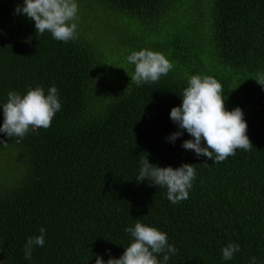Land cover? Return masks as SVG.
I'll return each mask as SVG.
<instances>
[{
    "label": "trees",
    "instance_id": "obj_1",
    "mask_svg": "<svg viewBox=\"0 0 264 264\" xmlns=\"http://www.w3.org/2000/svg\"><path fill=\"white\" fill-rule=\"evenodd\" d=\"M76 2L77 38L65 43L14 13L24 0H0V106L10 91L53 86L61 104L47 130L0 133V264H107L132 242L124 230L136 220L167 234L177 249L167 264H264V0ZM103 34L108 45L96 43ZM143 49L173 64L168 75L114 82L118 72L131 77L127 56ZM193 75L215 78L226 110H242L250 150L213 164L181 147L186 131L167 140L180 131L170 112ZM145 157L160 168L193 165L188 199L173 205L166 188L139 183ZM41 227L45 244L26 260ZM230 243L240 251L226 261Z\"/></svg>",
    "mask_w": 264,
    "mask_h": 264
},
{
    "label": "clouds",
    "instance_id": "obj_2",
    "mask_svg": "<svg viewBox=\"0 0 264 264\" xmlns=\"http://www.w3.org/2000/svg\"><path fill=\"white\" fill-rule=\"evenodd\" d=\"M15 14H22L30 21H34L37 35L45 32L60 42H69L77 38L78 4L76 0H24L23 7L17 6ZM127 62L134 65V72L130 77L131 83H156L162 76H167L173 64L159 52L143 49L133 51L127 56ZM256 82L264 86V74L258 75ZM223 86L211 76L193 75L188 80V86L182 93V104L173 107L170 112L171 121L180 131L171 134L167 140L175 142L186 131L192 139L183 142L184 150L193 151L197 158L207 157L215 163L225 161L233 156L237 149L248 151L252 148L247 136V123L242 110L237 107L232 111L225 108ZM3 125L0 133L8 139H23L30 128L47 130L61 104L58 89L53 86L45 95L44 89L29 88L27 94L10 91L7 102L2 106ZM0 145L7 147V142L0 140ZM141 168L137 180H148L150 186L167 189L166 198L173 204L188 199L189 190L196 177L193 165L183 164L177 169L172 167L160 168L151 165L147 157L141 159ZM150 214V211H149ZM132 242L125 248L119 259L110 258L107 264H167L171 255L177 249L168 243L167 234L149 227L136 220L134 227L124 230ZM40 235L29 236L24 245V259H32L33 246L43 247L46 229H39ZM240 251L238 244H228L222 249L224 260H231ZM163 255V262L158 255ZM96 264H105L97 256ZM252 264L256 258L252 257Z\"/></svg>",
    "mask_w": 264,
    "mask_h": 264
},
{
    "label": "rangeland",
    "instance_id": "obj_3",
    "mask_svg": "<svg viewBox=\"0 0 264 264\" xmlns=\"http://www.w3.org/2000/svg\"><path fill=\"white\" fill-rule=\"evenodd\" d=\"M106 34H103V35H99V36H97V41H96V43L97 44H99V45H108V43H109V41L107 40V38H106ZM109 52V51H108ZM110 54V53H109ZM111 72V71H110ZM127 73V72H126ZM129 73V72H128ZM119 76H121V78H122V80H124V79H126V80H128V81H130V76L128 75V74H121V73H119L118 72V74L116 75V76H114L113 78H112V80L115 82V80L116 81H118V80H120V79H117ZM113 82V83H114Z\"/></svg>",
    "mask_w": 264,
    "mask_h": 264
}]
</instances>
